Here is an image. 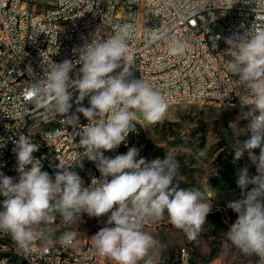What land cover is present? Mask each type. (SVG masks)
I'll list each match as a JSON object with an SVG mask.
<instances>
[{"label":"clouds","instance_id":"1","mask_svg":"<svg viewBox=\"0 0 264 264\" xmlns=\"http://www.w3.org/2000/svg\"><path fill=\"white\" fill-rule=\"evenodd\" d=\"M135 33L132 22L115 24L108 38L92 39L74 49L78 56L75 61H51L44 77L33 83V95L43 97L46 118L61 116L79 124L76 113H81L87 119L79 132L83 155L76 164L83 167L84 159L92 161L101 175L93 177L85 187L81 176L70 170L73 165H59L60 170L53 177L42 171L40 160L33 156L39 145L31 137L19 134L14 141L19 179L15 181L0 173V232L10 235L19 255H28L38 239L42 251L57 242L64 247L75 246V232L62 233L58 241L47 235L53 230L57 213L66 222L77 221L82 213L95 218L107 216L91 241L95 254L113 264H139L155 244L142 226L162 218L165 212L170 223L189 240H195L208 221L213 207L204 194L173 184L179 171L173 154L147 161L138 159L139 150L131 147L126 154L114 158L104 155L126 141L134 132L138 117L152 125L161 122L168 110L162 92L143 78H134L130 71L135 62L131 47ZM159 38L158 33L147 30L149 42ZM216 40L213 39V48ZM225 43L226 55L231 57L225 60L227 68L244 87L240 99L249 109L238 117V121H248L246 127L230 124L236 135L251 134L236 150L235 158L240 159L247 151L256 173L249 172V165L238 172L241 198L227 205L238 218L225 234L243 254L258 257L264 264V27L252 25L242 34L233 33ZM189 47L186 39L168 41L172 56H183ZM77 65L80 67L76 76L71 78ZM74 92L78 105L88 98L90 106H78L69 115ZM146 264H152L151 260Z\"/></svg>","mask_w":264,"mask_h":264},{"label":"built area","instance_id":"2","mask_svg":"<svg viewBox=\"0 0 264 264\" xmlns=\"http://www.w3.org/2000/svg\"><path fill=\"white\" fill-rule=\"evenodd\" d=\"M23 1L32 2L0 0V21H4L9 28V36L0 38V168L17 163L14 141L23 133L31 137L39 148L46 149L48 165L52 164L49 163L51 154H47V146L53 140H60L59 165H73L70 170L91 173L92 178H100L101 175L96 164L87 159L82 161L83 167L76 164L83 155V149L79 143L68 140V131L65 130V123H72L75 124V130L80 132L83 125L88 123L83 114L76 113L79 124L63 117L62 131L45 134V139H38V132L41 131L32 130L33 121L46 122L50 119L45 117V111L31 113V106L43 98L33 95L32 85L44 77L51 61H75L78 56L74 49L92 39L108 38L115 24L132 22L136 25L135 37L131 41L135 62L130 71L134 78H143L160 90L167 98V103L214 100L221 104L225 102V95L244 94V87L237 83L239 78L227 68L225 60L231 57L226 55L228 45L225 39L235 32L242 34L244 29H250L252 25L264 27V0H248V3L245 0H52L57 3V11L48 12L40 7V14L36 16H29V11L22 9ZM73 4H81L82 8L76 26L69 27V30L49 26L51 16L67 17V11ZM120 8L133 13V18L124 20ZM214 23L224 25L223 34H218L212 28ZM149 29L159 34L160 38L155 42L146 39ZM212 38L217 39L215 48ZM171 39H186L190 42L183 56L170 54L168 41ZM6 44H13V53H6ZM79 67L77 65L70 74L71 78H75ZM76 95L74 92L69 115L75 113L78 106H90L88 98L78 105L75 102ZM136 134L134 130L125 142ZM104 155L114 158L115 149L104 152ZM13 179L18 181V172ZM90 183L83 182V186ZM56 220L59 217L56 216ZM52 228L55 230V223ZM2 236L10 238L11 248L0 247V264H4L2 253H9L18 261L19 256H25L17 253L9 234L2 233ZM88 253V240H79V247H56V250L47 251H42V246H37L35 241L26 257L40 260L41 263L58 264L59 261H65L67 255ZM174 262L185 264L186 256L181 250ZM105 264L113 262L105 258Z\"/></svg>","mask_w":264,"mask_h":264},{"label":"rangeland","instance_id":"3","mask_svg":"<svg viewBox=\"0 0 264 264\" xmlns=\"http://www.w3.org/2000/svg\"><path fill=\"white\" fill-rule=\"evenodd\" d=\"M30 4L55 5L52 0H32ZM124 20H131L133 13L120 8ZM212 28L223 34L222 23H214ZM43 98L36 100L34 105ZM249 109L242 106L231 107L226 104L191 102L168 104L165 118L156 124H147L142 117L135 123L142 126L145 139L152 145L162 148L165 156L173 154L178 162L179 171L173 184L179 189L199 190L204 194L206 202L212 203L211 213L220 212L221 228L216 231L208 221L195 240H189L185 233L175 228L169 221L167 213L157 220L144 223L142 230L153 237L155 244L149 249L148 255L139 262L146 264H166L171 262L181 249H185L192 264H209L217 261L220 264H256L258 257L246 256L240 249L233 246L226 237V231L235 220L237 214L227 207L228 203L241 198V188L237 185V174L246 165L249 172L255 173L250 166L247 151L240 159L235 158L236 150L250 138V133L236 135L230 124L246 127L247 120H239L243 111ZM227 126L229 135H227ZM136 144L133 139L131 147L139 150V158L147 161L155 159L148 150L144 139L138 134ZM203 152V155L200 153ZM258 155L259 149L254 150ZM249 186V190L251 189ZM55 230L47 233L53 240L66 232L76 233L77 240L91 241L105 224L107 216L95 218L82 213L75 222H66L59 213ZM208 219V218H207ZM45 235V233H43Z\"/></svg>","mask_w":264,"mask_h":264},{"label":"bare ground","instance_id":"4","mask_svg":"<svg viewBox=\"0 0 264 264\" xmlns=\"http://www.w3.org/2000/svg\"><path fill=\"white\" fill-rule=\"evenodd\" d=\"M40 7H44V11L55 12L57 11V3L55 5H42L38 3L30 4L29 1L22 2V9L29 11V16H36L40 14ZM82 15L81 4H73L71 8L67 11V17L63 16H51L49 18V26L56 27L58 30H69V27H74L77 24V17ZM5 36H9V28L4 24V21H0V38H5ZM6 53H13V44H6ZM241 95H225V102L221 104H226L231 107L242 106L247 108L244 103L241 102ZM197 102L195 100H185L182 102L168 103V104H181V103H191ZM200 102L203 103H217L214 100H202ZM73 103V101H72ZM40 111H45L43 102H40L36 105L31 106V113H38ZM61 116H57L55 118H50L46 122L45 121H33L32 122V130L41 131L38 132V139H45V134H55L56 132L62 131L63 121ZM65 130L68 131V140L73 143H79V130H75V124L65 123ZM132 139L127 140V142L121 143L118 148L115 149V156L118 154H126L129 147H131ZM60 140H53V142L49 143L47 146V154H51L49 156V163L52 165H48V161L46 158V149L39 148L38 151L33 153L35 159L40 160L42 164L43 171H47L51 176H55L57 172V168H59L60 162ZM17 163H11L5 168H0V173L3 175L14 177L17 171ZM83 182H91L92 174L86 172H77ZM88 185H85L87 187ZM2 210V208H0ZM57 220H55V224ZM43 235V233H42ZM58 241V240H56ZM37 246H42V242L40 239L37 240ZM0 247L3 248H11V241L9 237L2 236V232H0ZM56 247H64L61 246L58 242L53 246L49 247L47 250H56ZM79 247V240L75 238V246ZM184 256H186L185 264H192V259L189 253L185 249H181ZM215 262V261H213ZM210 262L209 264H213ZM2 263L4 264H51V263H41L40 260H33L31 257L19 256V261L16 258L10 256L9 253H2ZM58 264H105V258L100 257L95 254L94 248L92 245V241H89V253L88 255H67L65 261H59ZM166 264H175V262L166 263ZM216 264H220L216 261ZM257 264H261L259 258L257 259Z\"/></svg>","mask_w":264,"mask_h":264},{"label":"trees","instance_id":"5","mask_svg":"<svg viewBox=\"0 0 264 264\" xmlns=\"http://www.w3.org/2000/svg\"><path fill=\"white\" fill-rule=\"evenodd\" d=\"M136 126H135V129L138 134L144 139V142L146 143V146L148 148V150H150L151 154L154 156V157H160V158H163L165 157V154H164V151L162 148H159L157 146H154L152 144H150L144 137V130L142 128L141 125L135 123ZM227 135H229V127L227 126ZM137 136L136 135H133V143L134 145L136 144L135 142L137 141ZM208 222L213 225L215 227V229H217L216 231H218L220 228H221V224H222V220H221V214L220 212H215V213H211L208 215Z\"/></svg>","mask_w":264,"mask_h":264},{"label":"crops","instance_id":"6","mask_svg":"<svg viewBox=\"0 0 264 264\" xmlns=\"http://www.w3.org/2000/svg\"><path fill=\"white\" fill-rule=\"evenodd\" d=\"M174 261V259L171 261V262H173ZM171 262H168V263H171ZM193 263V262H192ZM257 264V263H256Z\"/></svg>","mask_w":264,"mask_h":264}]
</instances>
